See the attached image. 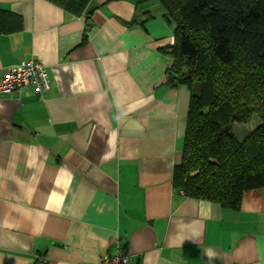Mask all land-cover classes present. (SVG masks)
I'll return each mask as SVG.
<instances>
[{
	"label": "crops",
	"instance_id": "0c3cea01",
	"mask_svg": "<svg viewBox=\"0 0 264 264\" xmlns=\"http://www.w3.org/2000/svg\"><path fill=\"white\" fill-rule=\"evenodd\" d=\"M136 2L0 0L22 21L0 34V78L34 59L51 82L0 95V264H264V188L238 210L172 188L189 92L166 84L163 8Z\"/></svg>",
	"mask_w": 264,
	"mask_h": 264
},
{
	"label": "trees",
	"instance_id": "16d2710c",
	"mask_svg": "<svg viewBox=\"0 0 264 264\" xmlns=\"http://www.w3.org/2000/svg\"><path fill=\"white\" fill-rule=\"evenodd\" d=\"M48 2L80 16L91 0ZM136 3L163 8V21L172 28L171 45L160 49L170 60L166 84L189 92L172 188L186 198L238 210L244 192L264 188V0ZM152 19L146 15L137 25L143 28ZM21 29L20 16L0 9V34ZM253 117L260 125L238 140L234 124H247Z\"/></svg>",
	"mask_w": 264,
	"mask_h": 264
},
{
	"label": "built area",
	"instance_id": "2783aa9c",
	"mask_svg": "<svg viewBox=\"0 0 264 264\" xmlns=\"http://www.w3.org/2000/svg\"><path fill=\"white\" fill-rule=\"evenodd\" d=\"M31 88L38 97L51 88L46 68L37 60L28 59L10 68L0 78V95L19 93ZM131 257L117 253L111 257L100 258L97 264H130Z\"/></svg>",
	"mask_w": 264,
	"mask_h": 264
},
{
	"label": "rangeland",
	"instance_id": "374dc122",
	"mask_svg": "<svg viewBox=\"0 0 264 264\" xmlns=\"http://www.w3.org/2000/svg\"><path fill=\"white\" fill-rule=\"evenodd\" d=\"M259 125L260 121L256 117H253L247 124H234L232 133L238 140L241 141Z\"/></svg>",
	"mask_w": 264,
	"mask_h": 264
}]
</instances>
